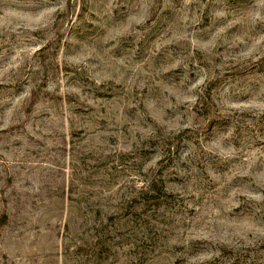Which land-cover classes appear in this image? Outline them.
I'll return each instance as SVG.
<instances>
[{"label": "rangeland", "instance_id": "374dc122", "mask_svg": "<svg viewBox=\"0 0 264 264\" xmlns=\"http://www.w3.org/2000/svg\"><path fill=\"white\" fill-rule=\"evenodd\" d=\"M0 264H264V0H0Z\"/></svg>", "mask_w": 264, "mask_h": 264}]
</instances>
